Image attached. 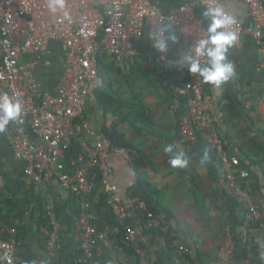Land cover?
<instances>
[{
  "label": "crops",
  "instance_id": "0c3cea01",
  "mask_svg": "<svg viewBox=\"0 0 264 264\" xmlns=\"http://www.w3.org/2000/svg\"><path fill=\"white\" fill-rule=\"evenodd\" d=\"M152 1L164 11L194 2ZM220 2L231 16L247 23L248 10L241 0ZM203 11L198 7L196 16L205 28ZM150 34L146 26L142 38L136 43L138 70L125 74L117 68H108L111 58L105 62L103 78L98 76L92 83L84 102L82 136L93 147L104 140V127L118 126L129 148L116 151L111 163L112 173L107 178L116 188L115 193L122 203L132 199L143 201L142 198L147 197V186L159 193L148 198L154 209L157 228H144L145 218L141 212L136 211L126 220L132 228H143L137 245L145 251L148 264H219L217 251L226 242V231L231 235L238 260L249 259L251 246H256L259 259L264 264V75L257 71L260 55L251 39L242 37L227 54V60L235 66V76L218 88L203 83L205 113L211 127L222 138L228 153L238 158L241 168L250 174L247 182L249 194L260 213L257 227L250 230L242 208L218 190L220 167L210 156L207 162H200L207 150L203 135L199 133V139L191 150L181 143L178 125L187 116L183 99H174L153 72L144 68L151 65L155 56ZM51 49L52 55L47 58L40 59L36 54L21 58L22 70L31 63L36 65L33 81L40 86L39 95L53 93L64 74L63 51L56 44H52ZM184 52L186 50L181 47L179 38L175 44H170L166 66L171 78L188 72L186 67L171 63ZM97 91L120 101L123 105L120 111L125 117L130 116L134 104L142 105L148 123L135 128L131 124L132 118L120 122L115 114L98 104ZM14 135V122L0 132V193L6 198L12 181L25 183L19 198L25 214L20 223L21 231L18 233L16 230L18 263L45 264L51 232L49 220L53 217L58 237L56 253L50 264H80L78 217L83 203L61 189L55 180L30 183L24 175L27 164L13 157ZM166 145H172L174 152L183 149L189 164L183 168L172 167L168 163L170 154L164 151ZM72 149L73 154L79 151L77 145ZM190 178L196 183L195 194ZM92 214L98 224L102 216ZM9 217L11 223L18 224L13 220L14 211L9 213ZM104 227L108 230V239L95 242L93 264H137L135 254L125 252L119 245L118 230L108 225ZM168 233L171 245L166 239ZM173 241L185 247L188 253L176 248Z\"/></svg>",
  "mask_w": 264,
  "mask_h": 264
},
{
  "label": "built area",
  "instance_id": "2783aa9c",
  "mask_svg": "<svg viewBox=\"0 0 264 264\" xmlns=\"http://www.w3.org/2000/svg\"><path fill=\"white\" fill-rule=\"evenodd\" d=\"M241 1L248 10L247 23L231 16L220 0H194L167 11L152 0H64V8L55 13L48 8L49 0H0V93H7L21 103V114L14 122L13 157L27 164L24 175L30 183L55 180L61 189L83 203L78 217L80 264H93L95 242L108 239L107 228L99 229L88 203L99 179L108 205L124 229L125 241L132 245L137 264H148L145 251L137 245L143 228H132L126 220L137 211L144 215V228L158 227L143 201L132 199L122 203L116 188L109 183L107 177L112 173L116 149L107 140L91 147L82 136L84 102L98 77L99 56L105 53L125 74L138 70L136 43L146 26L150 33H155L162 23L172 26L184 50L194 49L195 42L205 38L196 9L219 7L225 15L234 18L229 30L236 32L237 40L249 37L253 42L260 55L257 71L264 75V3ZM52 44L63 51L64 74L53 93L39 95L40 86L33 81L36 65L31 63L22 70L21 58L27 54L47 58L52 55ZM197 59L204 61L202 57ZM150 64L144 68L153 72L174 99H183L187 116L178 125L181 143L191 150L199 133L203 135L209 156L221 170L217 182L219 192L242 208L249 228L257 224L260 213L249 194L250 174L241 168L238 158L228 153L222 138L211 127L205 113L202 78L189 72L171 78L166 66L167 55L156 50ZM75 145L79 151L73 154ZM49 227L45 264H50L57 249V223L53 217ZM5 231L9 237L4 240L0 235V264H19L17 231L9 228ZM225 239L217 251L219 264H255L250 259H237L229 231ZM172 244L188 253L176 241Z\"/></svg>",
  "mask_w": 264,
  "mask_h": 264
},
{
  "label": "clouds",
  "instance_id": "9594fccd",
  "mask_svg": "<svg viewBox=\"0 0 264 264\" xmlns=\"http://www.w3.org/2000/svg\"><path fill=\"white\" fill-rule=\"evenodd\" d=\"M48 8L55 13L64 8V0H49ZM206 21L205 38L195 42L194 49L190 48L180 58L171 63L186 67L190 74H198L202 82L218 88L235 76V66L227 60L229 49L237 41L235 31L229 30L235 22L234 18L225 15L219 7H209L202 13ZM152 47L158 53L167 54L170 44L177 42V36L171 25L162 23L159 30L149 36ZM197 57L204 58L203 63ZM21 114V103L14 101L7 93H0V132H4L10 122H15ZM165 153L170 154L168 163L172 167H186L189 158L183 149L173 151L172 145H166ZM209 160L207 150L204 151L201 164Z\"/></svg>",
  "mask_w": 264,
  "mask_h": 264
},
{
  "label": "trees",
  "instance_id": "16d2710c",
  "mask_svg": "<svg viewBox=\"0 0 264 264\" xmlns=\"http://www.w3.org/2000/svg\"><path fill=\"white\" fill-rule=\"evenodd\" d=\"M110 59L109 56H107L105 53L100 55L98 58V76L103 78L104 75V69H102L105 66V62ZM111 61V62H110ZM108 68H111V70H116L115 63L113 60L110 59ZM96 100L98 104L105 110V111H111L113 114H115L119 119L120 122L128 121L129 118L133 119V122L131 124L137 128L139 124H146L148 123V118L145 117V109L142 105L134 104L131 108V114L130 116H123L121 113V108L123 105L120 103V101L114 99L111 96H108L101 91H97L95 93ZM102 136L104 140H107L110 142L111 146L117 150L119 149H126L129 148V145L124 141L123 136L118 131L117 125H112L109 127H104L102 129ZM33 138V137H32ZM70 154L68 155V158L66 159L67 164L70 163ZM190 182L192 184V192L195 194L197 193V187L196 183L193 180V178H190ZM101 179L98 181V185L94 193L90 196L89 199V205L90 210L94 213H96L98 216H102V220L98 223L99 229H102L105 225H108L109 227L115 228L118 230L117 239L119 241V245L121 248L131 254L134 255V251L132 248V245L125 241L124 237V229L123 227L118 223L116 217L114 216L111 208L108 205V197L106 196V192L101 186L100 183ZM12 185H8V197H4L0 193V235L2 239L7 240L8 234L5 231V228L9 229H15L18 231V233L21 231L20 223L22 222V218L25 214V211L20 205V194L21 191L26 187L25 183L21 181H12ZM146 198H142V200L146 203L147 208L149 212L154 214V209L151 207V204L149 203L148 198H153L154 196H157L159 193L157 190L147 186L146 188ZM11 211H14V219L18 222V224H13L10 221L9 213ZM40 214L42 212L40 211ZM257 227L256 224H252L250 226L251 229H255ZM169 229H172L169 227ZM167 242L169 245H171V235L168 233L166 235ZM135 256V255H134ZM249 259L253 261L255 264H262L259 259V249L256 246H251L250 249V255Z\"/></svg>",
  "mask_w": 264,
  "mask_h": 264
}]
</instances>
